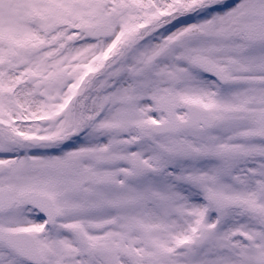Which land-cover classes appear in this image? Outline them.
<instances>
[{
  "label": "snow or ice",
  "instance_id": "snow-or-ice-1",
  "mask_svg": "<svg viewBox=\"0 0 264 264\" xmlns=\"http://www.w3.org/2000/svg\"><path fill=\"white\" fill-rule=\"evenodd\" d=\"M0 264H264V0H0Z\"/></svg>",
  "mask_w": 264,
  "mask_h": 264
}]
</instances>
